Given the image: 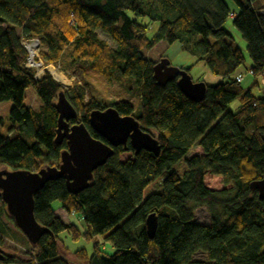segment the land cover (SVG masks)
<instances>
[{
	"label": "trees",
	"instance_id": "16d2710c",
	"mask_svg": "<svg viewBox=\"0 0 264 264\" xmlns=\"http://www.w3.org/2000/svg\"><path fill=\"white\" fill-rule=\"evenodd\" d=\"M145 18L159 22L152 37ZM229 19L247 42L249 70L264 74V0H0V102H13L11 125L0 133V168L59 164L67 148L66 139L54 141L60 90L93 137L107 142L92 128L90 111L113 106L137 118L161 147L159 155L135 154L129 141L126 148L114 147L77 194L69 192L64 177L47 182L34 195V214L50 232L36 244L23 236L25 252L5 248L0 264H264V202L249 185L264 175V92L254 95L236 80L245 58L230 42ZM33 38L44 47L39 55L45 64L75 77L72 88L48 70L37 78L26 66L23 40ZM160 40L180 42L222 78L207 85L203 100L187 97L177 77L156 81V62L143 50ZM102 80L117 82L137 103L105 102ZM31 86L41 100L38 108L24 101ZM236 98L239 109L228 110ZM196 146L203 154L189 156ZM124 151L133 156L121 160ZM54 200L75 212L84 227L75 219L64 222L52 208ZM195 206L207 208L210 224L194 221ZM5 211L0 193V214ZM152 212L158 222L151 238L145 220ZM95 234H103L114 251L102 255L97 248L90 255L66 245V239ZM197 252L206 259H195Z\"/></svg>",
	"mask_w": 264,
	"mask_h": 264
},
{
	"label": "water",
	"instance_id": "95a60500",
	"mask_svg": "<svg viewBox=\"0 0 264 264\" xmlns=\"http://www.w3.org/2000/svg\"><path fill=\"white\" fill-rule=\"evenodd\" d=\"M176 77L181 91L187 97L195 101L203 100L207 88L204 81H193L187 70L172 65L167 57H162L154 64V78L158 83L165 84ZM54 107L58 113L54 141H67L59 164L38 170L0 168V193L6 211L31 244H36L44 234L50 232L37 221L34 214V195L47 182L64 177L69 192L77 194L89 186L94 170L114 155V147L122 145L126 148L129 141L135 154L146 150L159 155L161 149L157 138L142 129L137 118L121 115L113 106L93 109L89 113L92 128L107 142L93 137L85 124L78 121L79 112L64 90L59 91ZM249 185L264 202V175ZM157 222L155 212L146 217V230L151 238L155 235ZM4 258V248L0 245V261Z\"/></svg>",
	"mask_w": 264,
	"mask_h": 264
},
{
	"label": "rangeland",
	"instance_id": "374dc122",
	"mask_svg": "<svg viewBox=\"0 0 264 264\" xmlns=\"http://www.w3.org/2000/svg\"><path fill=\"white\" fill-rule=\"evenodd\" d=\"M129 14L130 16H133L132 12H129ZM141 20L145 23L149 22L147 29V36L152 37L159 27V22L149 21L147 18ZM225 27L232 34V38L230 39V42L234 46L240 47L245 58L244 64L241 65L236 70L235 74L239 72L243 73L244 80L241 83L242 86L246 89H251L254 95L260 96L262 94L261 80L262 78H264V74L255 76L248 73L249 68L252 65V60L247 51V47H246L247 42L242 37L239 30H237L232 25L230 19L225 24ZM98 34L102 39L107 40L109 44L112 45L113 47L117 46V44L107 34L101 32L100 30L98 31ZM43 48L44 47L42 44L39 45V48L37 49V53L34 56L35 60L39 63L36 64L35 66H32L33 69H35L36 76L40 77L43 74L44 70H48L49 72H51L50 69L51 66L58 71H62L58 66H55L53 64H45L41 60L39 52ZM143 52L149 59H152L155 62H158L162 57H167L170 60V63L174 66L180 68L190 67L189 74L191 75L193 81H204L207 85H214L222 80V78L219 75H216L211 71L209 66L204 61L198 59V57L195 54H193L191 51L184 49L182 44L178 41L174 43H168L165 40H160L153 47L144 49ZM62 72L71 80L70 84L68 85L65 84L61 80H58L52 72L51 74L57 81L62 83L65 89L72 88L76 84L75 77H70L64 71ZM255 81H258L259 84L254 85ZM99 89L102 92V99L105 102L110 99L117 100L121 98H126L128 100H131L134 104L137 103V100L134 97L130 96L129 93H127L125 90H123V88L115 81L109 82L106 80H102ZM24 101L26 105L31 106L33 108H38L41 104V100L36 94L34 87L32 86L28 87L25 90ZM12 105L13 102L11 100H4L0 102V133L2 134H7L8 128L11 125L9 120V112ZM239 106H240L239 98H236L231 103H229L228 110L236 112L239 109ZM80 115L81 112H79V116ZM195 154H203V151L200 146L194 147L189 152V156ZM132 156L133 154L131 151H124L120 153L119 158L124 161ZM51 205L52 208L55 209L56 213L61 215V219L64 222L68 223L70 220L75 219L78 221L81 227H84L81 218L78 215H72V214L70 215L69 212H67L64 209L62 203L59 200H54L51 203ZM194 208H195L194 209L195 222L202 224H210L212 222L211 215L205 206H195ZM23 236H24L23 233L18 229L13 218L7 213V211L0 214V238L3 240L2 247L4 249L10 247L18 252H25L24 248H28V246L22 243L21 240H23ZM66 245L69 247L70 251H75L80 248H85L90 255L93 254L97 248L100 249L102 255L109 254L114 251V247L112 246L111 242L107 241L104 238L103 234H95L92 236L91 239L81 238L80 240L77 241L66 239ZM194 258L206 259V254L204 252H197L194 255Z\"/></svg>",
	"mask_w": 264,
	"mask_h": 264
},
{
	"label": "built area",
	"instance_id": "2783aa9c",
	"mask_svg": "<svg viewBox=\"0 0 264 264\" xmlns=\"http://www.w3.org/2000/svg\"><path fill=\"white\" fill-rule=\"evenodd\" d=\"M39 43H40V41L38 39H35V38L23 40V45L26 48V50L28 51V53H29L28 60H27V63H26L27 67H32V66H35L36 64H39L36 60L34 61V63H31V61H30L31 60L30 59L31 48L33 47L37 51V49L39 48V45H40ZM248 73L254 75L252 70H249ZM35 77H37L36 74H35ZM243 78H244V74L241 73V72L236 75V80L238 82H241L243 80ZM261 84H262L261 90H262V92H264V78H262ZM71 214L72 215H76L75 212H72Z\"/></svg>",
	"mask_w": 264,
	"mask_h": 264
},
{
	"label": "bare ground",
	"instance_id": "6f19581e",
	"mask_svg": "<svg viewBox=\"0 0 264 264\" xmlns=\"http://www.w3.org/2000/svg\"><path fill=\"white\" fill-rule=\"evenodd\" d=\"M37 51L35 50V48H31V53H30V61L31 63H34L35 61V55H36ZM51 72L54 74V76L58 79L61 80L62 82H64L65 84H70L71 80L62 72V71H58L56 70L54 67H50Z\"/></svg>",
	"mask_w": 264,
	"mask_h": 264
},
{
	"label": "crops",
	"instance_id": "0c3cea01",
	"mask_svg": "<svg viewBox=\"0 0 264 264\" xmlns=\"http://www.w3.org/2000/svg\"><path fill=\"white\" fill-rule=\"evenodd\" d=\"M239 73H240V72H239ZM236 74H238V73H236ZM236 74H235V75H236ZM243 80H244V78H243ZM243 80H242L241 82H243ZM55 213H56V211H55ZM56 214H57L58 216L61 217V215H59L58 213H56Z\"/></svg>",
	"mask_w": 264,
	"mask_h": 264
}]
</instances>
